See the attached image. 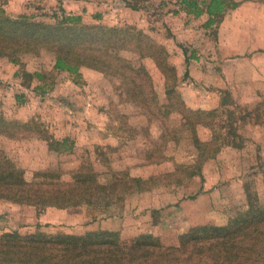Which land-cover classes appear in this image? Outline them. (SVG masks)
I'll return each instance as SVG.
<instances>
[{
	"label": "rangeland",
	"instance_id": "1",
	"mask_svg": "<svg viewBox=\"0 0 264 264\" xmlns=\"http://www.w3.org/2000/svg\"><path fill=\"white\" fill-rule=\"evenodd\" d=\"M231 1L238 7L207 26L208 17L188 14L182 0H19L21 10H9L14 17L0 0L11 18L54 23L65 14L130 29L165 50L171 67L162 73L138 42L110 70L78 75L54 71L55 56L45 50L15 64L0 58V152L20 169L52 171L60 181L86 170L107 189L115 185L101 203L64 209L0 200V234L176 236L190 229L193 210L181 204L202 194L210 204L198 209L211 207V225L226 224L249 198L264 205V3ZM230 130L235 137L226 136ZM194 136L219 152L205 160L209 153L200 155ZM197 166L201 176L189 177ZM134 178L144 181L141 192L131 190Z\"/></svg>",
	"mask_w": 264,
	"mask_h": 264
},
{
	"label": "trees",
	"instance_id": "2",
	"mask_svg": "<svg viewBox=\"0 0 264 264\" xmlns=\"http://www.w3.org/2000/svg\"><path fill=\"white\" fill-rule=\"evenodd\" d=\"M181 3L190 15L205 14L207 26L215 24L227 9L238 7L231 0H202L201 3L182 0ZM53 18L55 22L49 23L27 17L11 18L0 12V58L15 64L21 55L45 50L55 56L54 71L78 75L81 68L110 70L122 62L118 53L138 42L144 45L147 56L155 59L162 73L171 69L165 50L147 45L140 34H133L130 29L84 25L80 17L65 14ZM126 69L132 71L130 66ZM140 71L144 72L143 68ZM171 75L174 74L171 72ZM33 76L42 78L38 73ZM172 94L173 86L165 91L168 97ZM215 111L197 110L193 114L214 115ZM232 115L229 111L228 119ZM226 136L236 134L230 130ZM216 137L212 141L216 142ZM210 143H200L194 136L200 155L209 153L205 160L212 159L221 147L212 148ZM188 176H201V168L197 166ZM131 181V184L125 183L131 185V190H143L142 179ZM109 189L114 192L115 185L107 189L91 171L80 170L67 181H60V176L52 171L20 169L0 152V200L40 209H64L101 203ZM0 264H264V205L249 198L246 209L233 213L226 224L194 226L176 236L143 234L124 239L109 230L83 235L7 231L0 234Z\"/></svg>",
	"mask_w": 264,
	"mask_h": 264
},
{
	"label": "crops",
	"instance_id": "3",
	"mask_svg": "<svg viewBox=\"0 0 264 264\" xmlns=\"http://www.w3.org/2000/svg\"><path fill=\"white\" fill-rule=\"evenodd\" d=\"M19 0H3V2H6V5L2 6L8 13L10 14L11 17H14V14H11L9 10H21L19 5L21 4L18 2ZM256 76H259L258 71H255ZM200 203H207L208 205L210 204V198H208L207 194H202L198 196L194 201H189L188 203L181 204V206L184 207H189L192 208V212L189 215L190 217L187 216L188 221L186 223L188 224V227L191 228L192 226H197V225H204L210 222L211 220V207H209V212H200L198 209V205ZM208 218L210 219L208 221ZM207 220V221H206Z\"/></svg>",
	"mask_w": 264,
	"mask_h": 264
}]
</instances>
